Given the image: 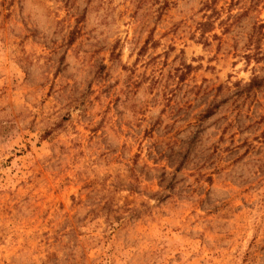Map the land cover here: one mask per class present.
Wrapping results in <instances>:
<instances>
[{
    "label": "rangeland",
    "instance_id": "374dc122",
    "mask_svg": "<svg viewBox=\"0 0 264 264\" xmlns=\"http://www.w3.org/2000/svg\"><path fill=\"white\" fill-rule=\"evenodd\" d=\"M258 22L264 0H0V264H264Z\"/></svg>",
    "mask_w": 264,
    "mask_h": 264
},
{
    "label": "trees",
    "instance_id": "16d2710c",
    "mask_svg": "<svg viewBox=\"0 0 264 264\" xmlns=\"http://www.w3.org/2000/svg\"><path fill=\"white\" fill-rule=\"evenodd\" d=\"M204 24H207V22H203ZM255 31L253 32V34H251L250 36V40L251 42L253 43H260V41L262 39H264V31H263V28H264V22H258V24L255 25ZM258 55L256 56L257 59H260L261 57H263L261 54L262 52H258L257 53ZM261 55V56H260ZM260 78H258L257 76H255L249 83L248 87L249 89L251 88H254L255 86L259 85V80Z\"/></svg>",
    "mask_w": 264,
    "mask_h": 264
}]
</instances>
